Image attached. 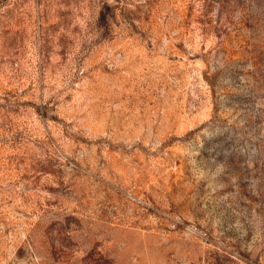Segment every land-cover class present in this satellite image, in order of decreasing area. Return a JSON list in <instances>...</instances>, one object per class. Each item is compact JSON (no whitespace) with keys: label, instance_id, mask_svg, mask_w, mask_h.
Segmentation results:
<instances>
[{"label":"rangeland","instance_id":"1","mask_svg":"<svg viewBox=\"0 0 264 264\" xmlns=\"http://www.w3.org/2000/svg\"><path fill=\"white\" fill-rule=\"evenodd\" d=\"M0 264H264V0H0Z\"/></svg>","mask_w":264,"mask_h":264}]
</instances>
